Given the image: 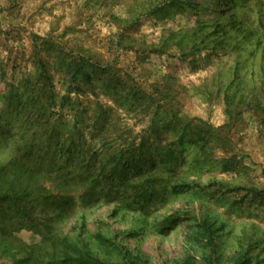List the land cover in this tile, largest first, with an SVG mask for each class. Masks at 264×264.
I'll list each match as a JSON object with an SVG mask.
<instances>
[{
	"label": "rangeland",
	"instance_id": "1",
	"mask_svg": "<svg viewBox=\"0 0 264 264\" xmlns=\"http://www.w3.org/2000/svg\"><path fill=\"white\" fill-rule=\"evenodd\" d=\"M148 1L0 0V163L16 155L22 131L25 138L41 132L39 112L32 116L35 109L24 105L36 99L40 109L53 102L49 110H58L66 90L60 60L78 51L90 62L116 60L105 73L86 67L94 88L77 111L64 109L57 129L65 137L74 134V121L95 129L97 138L77 140L90 148L103 134L131 149L144 138L155 148L159 139L165 145L184 134L177 175H159L189 188L170 195L148 223L104 205L85 210L83 219L79 212L52 221L56 232L74 237L85 222L82 237L103 231L142 263L177 264L192 255L196 264H264V198L253 190L264 188V0H166L162 10L140 16L126 31L129 46L120 48L116 16ZM179 208L183 218L160 230L157 222ZM205 216L210 239L195 231ZM1 232L0 263L33 251L37 260L20 264H50V241L28 228Z\"/></svg>",
	"mask_w": 264,
	"mask_h": 264
},
{
	"label": "trees",
	"instance_id": "2",
	"mask_svg": "<svg viewBox=\"0 0 264 264\" xmlns=\"http://www.w3.org/2000/svg\"><path fill=\"white\" fill-rule=\"evenodd\" d=\"M157 1L134 4L125 16H116V45L120 48L129 46L126 44L129 38L126 31L138 25L142 14L162 10L166 0L163 3ZM83 52L78 51L69 60H60L65 67L60 73L66 90L60 98L58 110L55 107L49 110L48 106L53 102L42 105L40 109L36 99L24 105L28 113L30 108L35 109L32 116L39 112L37 118L43 120L39 124L41 132L34 130L30 137L25 138L26 132L22 131V142L16 145V155L8 162L0 163V231L5 235L7 232L28 228L41 236L44 242L50 241L44 247L47 256L42 255L43 258H49L50 264H149L147 261L142 263L139 255L132 254L128 248L115 241L114 236L103 231L82 237V232L86 230L85 222L80 234L74 237L67 234L60 236L53 226L54 222L76 216L79 212H82L83 219L85 210L104 205H113L114 215L121 210L137 212L148 223L146 217L162 208L170 195L182 193L189 188L188 183L179 182L177 178L174 183L167 185L165 177L159 175H177L180 159L177 147L184 143V134L165 145L159 139L155 148H151L149 140L144 138L139 149H131L130 146L114 147L112 140L103 134L99 145L90 148L77 140L85 135L90 140L97 138L99 135L95 129L89 128L86 131L78 127L77 121H74V134L68 137L57 129L55 121L63 120L64 109L77 111L83 98L94 88L93 73L87 71L86 67L105 73L116 63V60L102 63L92 56L89 58L92 62L86 61ZM47 73L45 77L51 78V74ZM53 116L56 118L51 121ZM104 124L100 121V126L104 127ZM46 147L49 148L44 150ZM242 188L233 187L229 190ZM253 190L264 198V188ZM181 213V208L177 209L158 221L157 226L162 231L170 229L183 218ZM211 227V221L205 216L195 225V231L202 238L210 239ZM113 255L117 257L116 261L109 262L102 257ZM29 258L35 259L33 251L27 252L26 256L12 264H20ZM177 264H196L195 257L189 255Z\"/></svg>",
	"mask_w": 264,
	"mask_h": 264
}]
</instances>
